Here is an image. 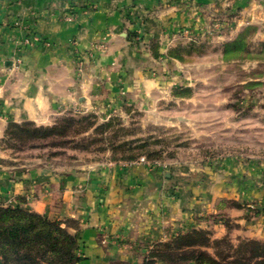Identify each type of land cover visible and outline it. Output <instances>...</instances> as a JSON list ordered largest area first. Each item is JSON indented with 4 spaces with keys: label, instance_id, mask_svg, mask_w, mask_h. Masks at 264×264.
Instances as JSON below:
<instances>
[{
    "label": "crops",
    "instance_id": "crops-1",
    "mask_svg": "<svg viewBox=\"0 0 264 264\" xmlns=\"http://www.w3.org/2000/svg\"><path fill=\"white\" fill-rule=\"evenodd\" d=\"M215 18L231 29L229 38L246 27L262 31L264 0H0V138L10 121L49 125L61 107L95 105L97 94L110 100L139 89L151 97L161 83L151 75L150 52L130 40L135 25L143 43L159 41L164 55L182 32L192 35ZM97 44L106 50L98 53ZM77 60L84 62L79 76ZM167 169L108 162L57 179L5 182L3 190L13 202L26 195L34 212L75 220L79 229L70 232L80 239L81 264H141L153 243L195 229L197 218L218 209L230 221L209 225L213 239L264 243L258 165L227 159L203 171L205 182L192 170L177 176Z\"/></svg>",
    "mask_w": 264,
    "mask_h": 264
},
{
    "label": "rangeland",
    "instance_id": "rangeland-1",
    "mask_svg": "<svg viewBox=\"0 0 264 264\" xmlns=\"http://www.w3.org/2000/svg\"><path fill=\"white\" fill-rule=\"evenodd\" d=\"M221 21L208 22L192 35L182 32L184 37L164 55L160 54L159 41L141 42V51L147 49L152 55L151 75L161 83L160 90L151 97L143 96L139 89L127 94L121 92L110 100L97 94L95 105L84 107L76 103L72 107H61L52 124L32 122L37 127H51L65 117L94 116L95 126L74 138L81 147L44 146L47 141L29 142L14 149L4 143L8 123L0 138V203L21 204L31 209L26 195L16 202L5 196V182L12 185L14 181H29L34 175L57 179L90 166L108 162L135 163L141 159L150 165L167 164V170L177 176L179 172L192 170L191 177L199 182L207 180L203 172L206 168L233 159L243 165H258L262 170L259 179L264 182V29L246 27L229 38L226 32L231 29L222 28ZM245 32L248 35L244 52L231 53L227 58L225 46L237 41ZM154 44L158 46L156 56ZM94 49L102 53L106 47L97 44ZM173 49L178 50L176 54L183 60L169 56ZM94 55L93 50L91 56ZM76 62L79 76L84 71V62ZM110 121L116 123L114 130L95 133L97 127ZM113 133L117 138L109 142L106 137ZM92 139L98 141L91 144ZM125 142L129 145L118 147ZM32 144L38 146L32 147ZM220 204L227 206L228 203L221 201ZM249 210L253 214L258 212L253 205H249ZM220 211L197 218V227L189 232L202 229L212 233L209 225L218 221L229 226L230 218ZM62 221L70 228L79 227L75 220ZM179 234L185 233L174 236ZM172 237L153 243L140 255L141 262L155 245L169 242ZM225 238L233 248L242 241L235 243L228 235L217 240ZM204 249L216 256L212 247ZM224 250L228 252V248Z\"/></svg>",
    "mask_w": 264,
    "mask_h": 264
},
{
    "label": "trees",
    "instance_id": "trees-1",
    "mask_svg": "<svg viewBox=\"0 0 264 264\" xmlns=\"http://www.w3.org/2000/svg\"><path fill=\"white\" fill-rule=\"evenodd\" d=\"M140 25H135L130 33V40L139 48L144 40L139 35ZM248 32L239 36L237 41L225 46V56L240 54L245 50ZM156 56L158 46L154 44ZM170 51L169 56L183 60ZM177 93H179L177 91ZM94 116L65 117L51 127H37L32 122L17 124L10 121L5 133L4 143L14 149L33 142H49L44 146L81 147L74 138L88 132L95 126ZM116 123L110 121L95 129L103 134L114 130ZM74 136V137H73ZM109 142L117 134L106 137ZM100 140V139H99ZM92 139L91 144L96 143ZM111 145V144H110ZM122 143L118 147H126ZM38 145L32 144V147ZM132 157L131 159H134ZM69 225L56 217L40 214L21 204L10 206L0 203V264H81L86 258L81 255L78 234L69 231ZM76 230L79 227L75 228ZM212 247L216 256L204 248ZM224 247L228 252L224 250ZM142 264H264V243L255 240H242L237 247H232L228 239H212V233L206 230H194L172 237L171 241L159 243L144 257Z\"/></svg>",
    "mask_w": 264,
    "mask_h": 264
},
{
    "label": "built area",
    "instance_id": "built-area-1",
    "mask_svg": "<svg viewBox=\"0 0 264 264\" xmlns=\"http://www.w3.org/2000/svg\"><path fill=\"white\" fill-rule=\"evenodd\" d=\"M73 18H74L73 15H69V16L67 17L68 20H72ZM34 40L40 42L39 39H34ZM26 43L29 44V43H30V40H26ZM141 162H142V163L145 162L144 159H141Z\"/></svg>",
    "mask_w": 264,
    "mask_h": 264
}]
</instances>
